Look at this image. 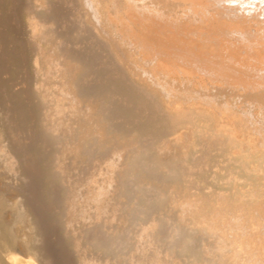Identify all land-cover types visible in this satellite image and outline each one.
<instances>
[{"label":"bare ground","instance_id":"bare-ground-1","mask_svg":"<svg viewBox=\"0 0 264 264\" xmlns=\"http://www.w3.org/2000/svg\"><path fill=\"white\" fill-rule=\"evenodd\" d=\"M15 23L48 115L0 107V264H264V0H0Z\"/></svg>","mask_w":264,"mask_h":264},{"label":"rangeland","instance_id":"rangeland-1","mask_svg":"<svg viewBox=\"0 0 264 264\" xmlns=\"http://www.w3.org/2000/svg\"><path fill=\"white\" fill-rule=\"evenodd\" d=\"M59 7L63 8V4L61 3ZM10 26H11V28H9L8 30H5L4 27L0 29V36L2 38V42L0 43V50L2 51V55H1V59H0V65L2 67L8 60H10L11 61L10 66H12V68L9 71H7V76H6L7 79L6 80H8V79L9 80L6 81L5 78L0 79V84H1L0 85V107L1 108L7 107L8 109H10L12 114L14 115V117H16V119L19 120V121H17L19 123L18 126H20L22 129H30V130H35V131L39 132L42 129L43 123H45L43 121H45L44 119L46 118V115H48V114H46V112H47L46 110L43 111V109H40L39 106H37V97L32 91V88H33L32 87V84H33L32 83V68H31V64H30L32 53H33L32 47L28 43L27 34H23L22 32L18 31V27H17L18 24L17 23H15V25H13V26L10 24ZM71 36L72 35L69 34V35L65 36L63 38V40H68L69 37H71ZM20 55H25V59H24L25 61L23 63L20 62L19 58H17V57H20ZM4 56H6V57L4 58ZM2 57L4 59H2ZM2 75H3V73L1 74V76ZM49 80L52 81L51 79H49ZM50 81H49V83H52ZM39 142H42L40 148H35L32 151L33 152L35 151L36 155H39V151H41V148H44L43 149L44 153H42L43 155L41 156L40 160H41V163H43V164L45 163L44 165L48 167V166H50L52 160L54 159L53 157H55L57 150L48 149L44 145L46 142H48L47 139H41V140H39ZM46 145H48V144L46 143ZM43 146H45V147H43ZM45 148H47V149H45ZM89 170H92V169H89ZM47 180L50 182H53L55 179H54V177L52 178V177L48 176ZM204 186L206 187L207 184H205ZM206 191H208V190L206 189ZM213 191H217V190L214 189ZM58 215H55V218L57 217L58 219L57 218L56 219L60 220V221L56 224L55 229H53V231H52V233L55 235V236H53L55 240L59 236L56 241L53 239L55 244L57 241H59V242L61 240L63 241V239H62L63 234L61 232L63 222H62V219H60L61 218L60 215L59 216ZM60 222L62 224L61 226H59ZM56 235H57V237H56ZM59 242H57L56 246H58L61 243V242L60 243ZM82 244L83 245H82L80 251H82V249H84L85 251L83 250L82 253L87 252L84 255H88L89 259H92L93 257H95V258L97 257L95 260L98 259L99 264H111V263L114 264L116 262L115 256L118 255V251L114 250L113 251L114 254H113V252H111L112 254L111 253H99V252L96 253V251H89L87 249V247H86L87 245L85 244V241ZM88 251H89V253H88ZM74 253H76V251L74 252V250L73 251L71 250V252H70V250H68L66 253H64L62 255V257H64V260H67V261H65V264H79V260H78L79 258H75L76 255ZM78 253H81V252H78ZM94 254L95 255L97 254V256H93ZM70 255H72V256H70ZM111 255L112 256L115 255V256L112 257ZM99 256H101V257L99 258ZM56 259L58 261H60V264H64V262H61V260L64 261L63 258H61V260H59L60 258H56ZM113 261H114V263H113Z\"/></svg>","mask_w":264,"mask_h":264}]
</instances>
